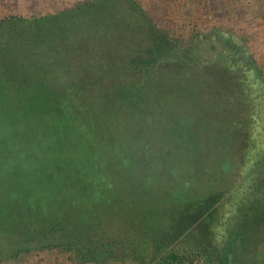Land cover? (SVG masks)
Masks as SVG:
<instances>
[{"label": "trees", "instance_id": "1", "mask_svg": "<svg viewBox=\"0 0 264 264\" xmlns=\"http://www.w3.org/2000/svg\"><path fill=\"white\" fill-rule=\"evenodd\" d=\"M109 1L85 0L54 13L37 3L34 15L0 19V264H34L54 250L69 264H240L245 248L264 241V74L235 32L218 27L187 40L161 25L154 11L162 7L165 16L175 0L161 7ZM88 7L95 13L84 14ZM72 42L76 55L55 50ZM161 44L169 54L155 56ZM161 76L200 83L201 103L209 83L232 97L242 155L243 175L232 186L170 217L158 208L159 192L140 200L136 192L117 195L107 177L114 168L88 139L92 125L110 126L107 110L138 109L137 94H150L147 80ZM100 139V148H114L112 134ZM82 143L97 161L63 175L65 153L75 156L69 148ZM120 153L113 163L121 168ZM51 157L60 159L55 168L43 166ZM14 161L16 168L42 164L11 189L5 181ZM140 201L149 208L128 217ZM117 221L126 229L112 228Z\"/></svg>", "mask_w": 264, "mask_h": 264}, {"label": "rangeland", "instance_id": "2", "mask_svg": "<svg viewBox=\"0 0 264 264\" xmlns=\"http://www.w3.org/2000/svg\"><path fill=\"white\" fill-rule=\"evenodd\" d=\"M82 1L85 0H0V19L13 15H34L37 13V3L46 8L43 11L54 13ZM138 1L148 7L151 0ZM153 1L160 7L164 2ZM109 2L112 6L124 7L128 4L126 0ZM161 9L162 7L154 11L161 19L160 24L169 26L170 30L173 29L177 35H183L187 40L189 35L196 32L208 35L218 27L235 32L240 38L246 39L253 58L264 74V0H175L172 5L166 6L165 16L160 14ZM220 9L224 12L223 15L218 13ZM83 13L95 12L92 7H88ZM151 36L130 38L132 42H141L149 40ZM78 48V43L72 42L71 45L65 44L55 50L58 53L60 51L76 55ZM169 51L161 44L153 53L162 57L168 55ZM147 82L150 85L147 89H151V92L146 95L137 94L135 98L140 101L138 109L127 107L124 111H119L115 106L113 110H107V115L114 116L110 119V126L104 128L98 124L92 125L88 131V139L94 146H98L100 152L97 153L108 162L107 168H114L108 172L107 177L114 181L118 189H115L117 195L124 193L127 198H132L133 194L138 193L140 200L146 194L159 192L161 202L158 208H167L166 216L170 217L191 209L196 200L209 201L222 194L243 175V172L238 171L242 162L237 128L238 111L232 103L233 98L220 91L214 83H209L210 88L201 103L198 82H185L177 77L164 76L150 78ZM121 112L123 115H120ZM45 131L48 129L45 128ZM108 134L113 135L117 145L115 143L114 148H111L108 144L100 148L105 142L100 137L103 139ZM69 151H73L75 156L65 153L62 161L66 170L63 175L76 172L78 168L88 170L90 163L97 161H93L94 156L86 143L78 148H69ZM119 151L122 152L121 168L114 165L116 161L113 163V155ZM47 160L43 166L50 165L51 168H55L56 162L60 161L58 157ZM26 163H30V166L20 168L17 165L16 168V161L9 162L11 173L6 178V186L15 188L23 176H29L27 170L31 169L32 175L34 168L42 164L41 161ZM122 168L125 171L121 172ZM45 174L51 175L49 168L45 170ZM168 200L178 202L173 205L162 204ZM149 206V202L140 201L130 207L128 217H134L136 211H142V208L146 210ZM118 222L112 223L111 227L125 230L128 224ZM129 227L133 229L134 222L129 223ZM66 258L61 250H54L41 252L33 262L69 264ZM240 259V264H264V241L257 243L255 247L245 248Z\"/></svg>", "mask_w": 264, "mask_h": 264}]
</instances>
